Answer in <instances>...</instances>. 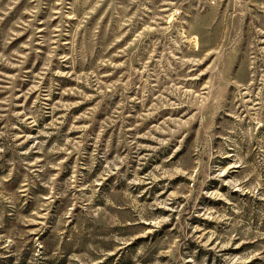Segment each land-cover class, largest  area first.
Returning a JSON list of instances; mask_svg holds the SVG:
<instances>
[{
	"label": "rangeland",
	"instance_id": "374dc122",
	"mask_svg": "<svg viewBox=\"0 0 264 264\" xmlns=\"http://www.w3.org/2000/svg\"><path fill=\"white\" fill-rule=\"evenodd\" d=\"M0 264H264V0H0Z\"/></svg>",
	"mask_w": 264,
	"mask_h": 264
},
{
	"label": "built area",
	"instance_id": "2783aa9c",
	"mask_svg": "<svg viewBox=\"0 0 264 264\" xmlns=\"http://www.w3.org/2000/svg\"><path fill=\"white\" fill-rule=\"evenodd\" d=\"M180 14V10H176L175 15H179Z\"/></svg>",
	"mask_w": 264,
	"mask_h": 264
}]
</instances>
